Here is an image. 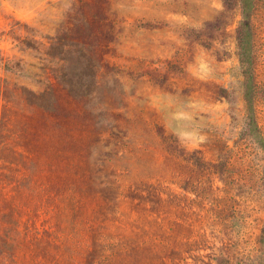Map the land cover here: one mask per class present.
<instances>
[{"label":"rangeland","instance_id":"rangeland-1","mask_svg":"<svg viewBox=\"0 0 264 264\" xmlns=\"http://www.w3.org/2000/svg\"><path fill=\"white\" fill-rule=\"evenodd\" d=\"M243 22L0 0V264H264V0Z\"/></svg>","mask_w":264,"mask_h":264},{"label":"trees","instance_id":"trees-1","mask_svg":"<svg viewBox=\"0 0 264 264\" xmlns=\"http://www.w3.org/2000/svg\"><path fill=\"white\" fill-rule=\"evenodd\" d=\"M236 4L241 5L244 22L242 23L243 28L248 29L251 21V16L255 8V0H236ZM250 39L247 35H243L240 39V50L243 56L248 55ZM1 87V86H0Z\"/></svg>","mask_w":264,"mask_h":264}]
</instances>
